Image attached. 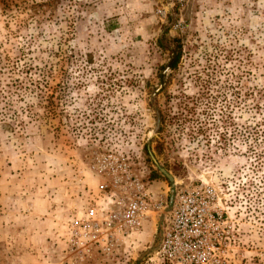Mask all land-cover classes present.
Returning a JSON list of instances; mask_svg holds the SVG:
<instances>
[{
    "label": "rangeland",
    "instance_id": "374dc122",
    "mask_svg": "<svg viewBox=\"0 0 264 264\" xmlns=\"http://www.w3.org/2000/svg\"><path fill=\"white\" fill-rule=\"evenodd\" d=\"M261 142L264 0H0V264H264Z\"/></svg>",
    "mask_w": 264,
    "mask_h": 264
},
{
    "label": "built area",
    "instance_id": "2783aa9c",
    "mask_svg": "<svg viewBox=\"0 0 264 264\" xmlns=\"http://www.w3.org/2000/svg\"><path fill=\"white\" fill-rule=\"evenodd\" d=\"M178 1H184V0H178ZM107 186H101L100 189L98 190V192L96 193L95 197L100 196V197H104L106 196L107 190H106ZM138 210L137 204L136 203H131L127 208L126 211L124 212V219L127 222L132 221V219H134V216L136 214ZM98 210H97V205H91L86 209V213H85V217H86V221L88 223H93V227L97 226L99 227V225L97 224V214H98ZM106 250L110 249V246L105 247Z\"/></svg>",
    "mask_w": 264,
    "mask_h": 264
},
{
    "label": "trees",
    "instance_id": "16d2710c",
    "mask_svg": "<svg viewBox=\"0 0 264 264\" xmlns=\"http://www.w3.org/2000/svg\"><path fill=\"white\" fill-rule=\"evenodd\" d=\"M180 55H181V53L179 52V51H176L175 53H171V59H170V61L168 62V64L165 66V67H163V74H162V77H161V80L163 81L164 79V74H165V71L167 70V69H175L176 68V66H177V64H178V62H179V59H180ZM262 143V142H261ZM256 144V143H255ZM264 143H262V145H263ZM258 146V145H257ZM258 156H261V155H258ZM261 158H263V157H261ZM264 159V158H263Z\"/></svg>",
    "mask_w": 264,
    "mask_h": 264
}]
</instances>
